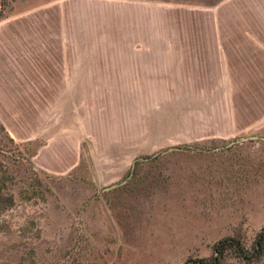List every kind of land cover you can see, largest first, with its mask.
<instances>
[{
  "label": "rangeland",
  "instance_id": "374dc122",
  "mask_svg": "<svg viewBox=\"0 0 264 264\" xmlns=\"http://www.w3.org/2000/svg\"><path fill=\"white\" fill-rule=\"evenodd\" d=\"M259 34L264 0H0V264H184L228 235L250 249Z\"/></svg>",
  "mask_w": 264,
  "mask_h": 264
},
{
  "label": "trees",
  "instance_id": "16d2710c",
  "mask_svg": "<svg viewBox=\"0 0 264 264\" xmlns=\"http://www.w3.org/2000/svg\"><path fill=\"white\" fill-rule=\"evenodd\" d=\"M229 249L237 251V254L246 260H253L264 251V223L257 231L252 247L248 249L242 245L241 240L233 235L221 237L213 244V252L206 258L188 259L184 264H222L225 252Z\"/></svg>",
  "mask_w": 264,
  "mask_h": 264
},
{
  "label": "crops",
  "instance_id": "0c3cea01",
  "mask_svg": "<svg viewBox=\"0 0 264 264\" xmlns=\"http://www.w3.org/2000/svg\"><path fill=\"white\" fill-rule=\"evenodd\" d=\"M261 34V33H260ZM256 35L255 36V43H254V46H255V48H257V49H263L264 48V37L263 36H261V35Z\"/></svg>",
  "mask_w": 264,
  "mask_h": 264
}]
</instances>
